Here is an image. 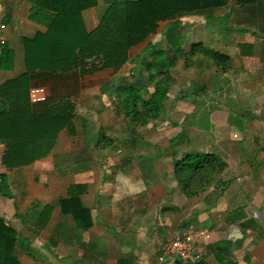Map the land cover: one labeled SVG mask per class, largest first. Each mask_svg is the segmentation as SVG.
<instances>
[{"label": "crops", "instance_id": "0c3cea01", "mask_svg": "<svg viewBox=\"0 0 264 264\" xmlns=\"http://www.w3.org/2000/svg\"><path fill=\"white\" fill-rule=\"evenodd\" d=\"M31 6L27 0H0V49L5 43L14 52L13 69L0 71V83L25 72L23 38L44 29L28 19ZM105 8L97 0L82 12L87 30L98 25ZM196 17L183 34L177 32L181 45L186 40L184 54L192 43H202L227 54L229 61L218 69L212 59L194 56V66L206 69L204 77L172 109H162L143 126H131L128 142L115 144L102 129L94 134L87 104L95 97L104 104L114 102L110 115L124 116L117 108L119 92L127 80H136L139 66L145 70L135 60L145 54L151 60V45L166 50L164 33L173 20L160 21L156 33L130 49V61L118 71L31 75V87L42 85L48 92L46 103L33 105L35 111L63 100L74 109L72 128L60 131L46 157L8 169L0 144V173L8 175L13 194L0 193V217L42 255L36 259L16 248L21 264H191L197 261L158 259L161 244L190 224L210 232L204 264H264V133L250 142L259 154L253 159L246 156L244 143L248 120L264 122V0H227L199 10ZM188 152L211 153L225 163L209 185L191 195L174 178L175 162ZM113 164L118 165L115 170L105 168ZM20 170L26 174L16 175ZM121 173L130 178L132 191L117 182ZM75 186H80L79 201L89 211L87 228L59 205L60 199L76 195Z\"/></svg>", "mask_w": 264, "mask_h": 264}, {"label": "trees", "instance_id": "16d2710c", "mask_svg": "<svg viewBox=\"0 0 264 264\" xmlns=\"http://www.w3.org/2000/svg\"><path fill=\"white\" fill-rule=\"evenodd\" d=\"M27 1L32 4L28 19L44 29L23 38L25 72L0 83V144L5 146L2 163L8 169L46 157L60 131L72 128L74 105L69 100L47 104L38 112L33 109L35 104L29 98L33 73H66L78 69L81 75H87L107 68L118 71L130 61V49L156 33L159 22L165 20H173L164 33L167 43L174 55L184 54L177 37V29L185 25L183 21L194 23L199 20L196 17L199 10L222 6L227 0H103L106 8L98 25L90 31L86 29L82 12L95 6L97 0ZM149 55L151 60L145 54L135 61L145 67L147 82L154 81L153 91L145 96V88L128 84L117 99L118 111L131 123L132 130L160 115L175 82L167 50L151 45ZM186 55L187 60L196 55L206 56L218 69L229 61L227 54L202 43H192ZM13 63V50L1 43L0 71L12 70ZM224 167L225 163L217 155L188 152L175 162L174 178L182 191L197 194ZM75 188L76 195L60 199L59 205L63 212L73 215L76 223L87 228L89 211L79 201L80 186ZM0 193L13 196L4 172L0 173ZM46 209L50 211L51 206ZM16 248L36 259L42 256L33 242L19 235L0 217V264H21L14 253ZM191 264L204 263L200 260Z\"/></svg>", "mask_w": 264, "mask_h": 264}, {"label": "rangeland", "instance_id": "374dc122", "mask_svg": "<svg viewBox=\"0 0 264 264\" xmlns=\"http://www.w3.org/2000/svg\"><path fill=\"white\" fill-rule=\"evenodd\" d=\"M185 25L180 26L177 30L181 34H183V30L185 26L190 25L191 23L189 21H183V24ZM186 41V40H185ZM185 41L182 40V45H185ZM166 50H167V55L168 58L172 60L171 64V70L170 73L174 77L175 82L174 84L170 87L169 89V95L168 98L166 99L165 103L163 104V110L164 111H169L170 109L173 108L174 103L177 99H179L182 95L189 94L192 92L193 84L197 82V80L202 76L204 77L206 69L205 67L198 68L195 67L193 64L192 59L187 60V55L185 54H180V55H174L172 47L168 44L166 45ZM188 48V46L185 47V50ZM214 71V70H213ZM135 72V77L136 80H127L128 84H133L136 85L137 88H142L146 89V93L144 94L145 96L147 95V92H151L154 89L153 82L150 81L147 82L145 79V76L147 74V71L143 68H137ZM212 72V70H210ZM216 72V71H214ZM135 79V78H134ZM81 80H93V77H84L81 78ZM123 81H126L122 79ZM205 80V79H204ZM107 104V105H105ZM103 103L101 100L99 101L97 97H95L93 100H91L87 106L89 110H91V114L88 117V121H90L93 124V132L95 134L96 131L98 130H105V133L107 136L114 138V143L115 144H121L123 142H128L127 139L129 138V133L128 130L131 128V123L128 121L127 118H125L122 114L118 117L111 116V109L114 107V102L112 103ZM84 106V103H82L81 107ZM86 106V107H87ZM99 111L101 113V116L97 117L94 114V111ZM98 113V114H99ZM240 123H242L239 120ZM141 128V127H139ZM135 134H140L141 130H135ZM104 133V134H105ZM264 133V122L261 120H248V125H247V131L244 137L245 140V146H246V156L250 159L254 158V155H259L255 154V150L250 148V142L252 141V138H255L257 135ZM264 135V134H263ZM109 141L104 140V144ZM264 145V141H263ZM262 155L264 156V149H262ZM120 156V154H118ZM118 167V165H107L105 168L109 171L110 169L115 170ZM250 167V166H248ZM24 172V173H23ZM26 174V171H16L15 174L19 176V174ZM30 175V174H29ZM33 179L35 182H38L39 180V175L37 173L32 174Z\"/></svg>", "mask_w": 264, "mask_h": 264}, {"label": "built area", "instance_id": "2783aa9c", "mask_svg": "<svg viewBox=\"0 0 264 264\" xmlns=\"http://www.w3.org/2000/svg\"><path fill=\"white\" fill-rule=\"evenodd\" d=\"M31 103L38 104L45 102L48 92L45 86L35 85L29 90ZM210 240L208 229L190 224L181 234L165 240L160 246L159 262L168 256H176L184 262L200 261L203 259L204 246Z\"/></svg>", "mask_w": 264, "mask_h": 264}, {"label": "clouds", "instance_id": "9594fccd", "mask_svg": "<svg viewBox=\"0 0 264 264\" xmlns=\"http://www.w3.org/2000/svg\"><path fill=\"white\" fill-rule=\"evenodd\" d=\"M117 182L127 191H132L133 190V185L130 181V178L124 175L123 173L118 174L116 176Z\"/></svg>", "mask_w": 264, "mask_h": 264}, {"label": "water", "instance_id": "95a60500", "mask_svg": "<svg viewBox=\"0 0 264 264\" xmlns=\"http://www.w3.org/2000/svg\"><path fill=\"white\" fill-rule=\"evenodd\" d=\"M235 236H237V235H235Z\"/></svg>", "mask_w": 264, "mask_h": 264}]
</instances>
